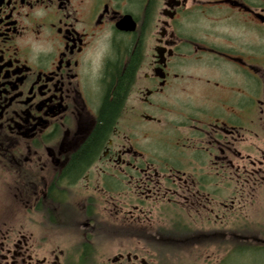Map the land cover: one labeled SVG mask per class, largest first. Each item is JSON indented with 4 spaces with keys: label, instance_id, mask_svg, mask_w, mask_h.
<instances>
[{
    "label": "flooded vegetation",
    "instance_id": "flooded-vegetation-1",
    "mask_svg": "<svg viewBox=\"0 0 264 264\" xmlns=\"http://www.w3.org/2000/svg\"><path fill=\"white\" fill-rule=\"evenodd\" d=\"M0 183V264L250 249L264 0H0Z\"/></svg>",
    "mask_w": 264,
    "mask_h": 264
},
{
    "label": "rangeland",
    "instance_id": "rangeland-1",
    "mask_svg": "<svg viewBox=\"0 0 264 264\" xmlns=\"http://www.w3.org/2000/svg\"><path fill=\"white\" fill-rule=\"evenodd\" d=\"M3 180L4 177L1 179V182ZM13 193L14 190L12 188L7 187L6 184L0 183V216H3L9 212L8 205H5L3 202L4 199H6L7 197H11ZM253 210H256L257 212L254 211L252 217L258 220H252L251 223L253 228L252 238L262 239V237L260 236H264V205L263 204L255 205ZM260 211L261 213H259ZM252 238L250 241L248 240V242L246 241L245 243L243 238L235 237V241H236L235 244L236 246L243 245L242 247L247 246V244L252 246L251 244V241H253ZM220 239L223 240L225 238L221 237ZM225 242L228 243V238ZM255 246L256 245L252 246L248 250L245 249L243 251H238L239 249L237 247L235 252L227 254L226 256H225L226 252H222V250H220L215 256L214 261L217 258L220 261L225 256L224 264H264V247L257 248ZM202 262H204V264H209L206 259L202 260Z\"/></svg>",
    "mask_w": 264,
    "mask_h": 264
},
{
    "label": "trees",
    "instance_id": "trees-1",
    "mask_svg": "<svg viewBox=\"0 0 264 264\" xmlns=\"http://www.w3.org/2000/svg\"><path fill=\"white\" fill-rule=\"evenodd\" d=\"M260 237H262L263 240L262 239H254V238L251 237L252 240H253V241H251L252 246L256 245L255 247H258V248L264 247V236H260ZM260 245H263V246H260Z\"/></svg>",
    "mask_w": 264,
    "mask_h": 264
}]
</instances>
